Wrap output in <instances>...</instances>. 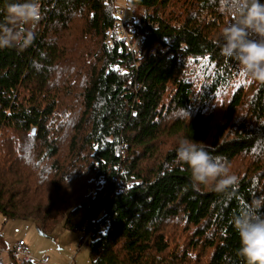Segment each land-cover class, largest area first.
I'll use <instances>...</instances> for the list:
<instances>
[{
  "label": "trees",
  "instance_id": "obj_1",
  "mask_svg": "<svg viewBox=\"0 0 264 264\" xmlns=\"http://www.w3.org/2000/svg\"><path fill=\"white\" fill-rule=\"evenodd\" d=\"M128 3L147 11L135 52L117 0H40L31 45L0 49V212L88 236L90 264H246L232 220L264 196V84L215 42L234 17L220 0ZM181 138L238 184L193 188Z\"/></svg>",
  "mask_w": 264,
  "mask_h": 264
},
{
  "label": "clouds",
  "instance_id": "obj_2",
  "mask_svg": "<svg viewBox=\"0 0 264 264\" xmlns=\"http://www.w3.org/2000/svg\"><path fill=\"white\" fill-rule=\"evenodd\" d=\"M221 13L234 17L216 43L221 54L238 62L241 79L264 84V0H220ZM42 18L40 0H13L0 19V49L20 51L31 45ZM176 163L187 166L192 187L222 192L238 184L227 162L213 156L203 142L181 138L175 148ZM232 224L239 235L237 254L246 264H264V196L254 198Z\"/></svg>",
  "mask_w": 264,
  "mask_h": 264
},
{
  "label": "rangeland",
  "instance_id": "obj_3",
  "mask_svg": "<svg viewBox=\"0 0 264 264\" xmlns=\"http://www.w3.org/2000/svg\"><path fill=\"white\" fill-rule=\"evenodd\" d=\"M117 4L127 7L129 3L128 0H117ZM180 6L181 2L177 3V11ZM129 12L128 16L135 15V18L147 13L145 9L134 8L129 9ZM0 236H3L8 249L23 238L37 257L48 256L49 264H90L89 244L85 239L81 244V234L68 230L63 225H58L50 232H42L32 218L7 219L0 212Z\"/></svg>",
  "mask_w": 264,
  "mask_h": 264
},
{
  "label": "built area",
  "instance_id": "obj_4",
  "mask_svg": "<svg viewBox=\"0 0 264 264\" xmlns=\"http://www.w3.org/2000/svg\"><path fill=\"white\" fill-rule=\"evenodd\" d=\"M115 11L118 16L116 28L120 32V35L130 44V50L135 52L138 47L142 46V37L132 39L127 31V27H130L135 22V18L128 16L130 15L129 10L119 4H117ZM108 46L111 49L110 43ZM85 240L88 243L89 237L86 236ZM49 262L50 258L48 256L36 257L24 239H19L11 249H6L0 240V264H49Z\"/></svg>",
  "mask_w": 264,
  "mask_h": 264
},
{
  "label": "crops",
  "instance_id": "obj_5",
  "mask_svg": "<svg viewBox=\"0 0 264 264\" xmlns=\"http://www.w3.org/2000/svg\"><path fill=\"white\" fill-rule=\"evenodd\" d=\"M35 221V220H34ZM0 238L2 239V243H3V246L6 248V249H8V246L7 245H5L6 244V242H4V238H3V236H0ZM20 239H23V238H20ZM15 244V243H14ZM31 249V248H30ZM32 252V251H31ZM33 253V252H32ZM34 254V253H33ZM35 255V254H34ZM36 256V255H35ZM37 257V256H36ZM38 258H41V256L40 255H38Z\"/></svg>",
  "mask_w": 264,
  "mask_h": 264
},
{
  "label": "water",
  "instance_id": "obj_6",
  "mask_svg": "<svg viewBox=\"0 0 264 264\" xmlns=\"http://www.w3.org/2000/svg\"><path fill=\"white\" fill-rule=\"evenodd\" d=\"M32 131H33V133H35V128H33V130H32Z\"/></svg>",
  "mask_w": 264,
  "mask_h": 264
}]
</instances>
